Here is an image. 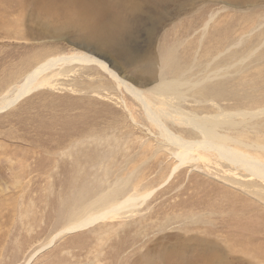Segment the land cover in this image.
Returning a JSON list of instances; mask_svg holds the SVG:
<instances>
[{
	"label": "rangeland",
	"instance_id": "rangeland-1",
	"mask_svg": "<svg viewBox=\"0 0 264 264\" xmlns=\"http://www.w3.org/2000/svg\"><path fill=\"white\" fill-rule=\"evenodd\" d=\"M3 16L15 21L17 11L0 0V89L22 72L20 52L31 46L7 37ZM149 23L126 39L137 43L135 65L121 61L115 70L145 93L183 145L96 65L21 99L0 113V264H264V195L257 193L264 181L236 183L239 171L184 119L209 124L264 109V0H207L152 33ZM248 93L260 107L229 98ZM44 119L47 127L39 126ZM244 120L216 134L264 162V151L236 142L264 146V114ZM130 199L137 201L82 226L87 214Z\"/></svg>",
	"mask_w": 264,
	"mask_h": 264
},
{
	"label": "bare ground",
	"instance_id": "bare-ground-1",
	"mask_svg": "<svg viewBox=\"0 0 264 264\" xmlns=\"http://www.w3.org/2000/svg\"><path fill=\"white\" fill-rule=\"evenodd\" d=\"M4 1L2 2L1 0V3L6 6H13L17 11V20L15 21L11 22L3 16L5 20L2 19L1 24L7 29V37H17L26 43H31V46L24 45L25 50L22 48L20 52L19 62L16 65H20L17 70L21 67L23 68L22 72L14 77L12 75L8 76L4 86L0 89V113L11 109L21 99L35 90L55 87L62 78L71 75L76 76L81 69L96 65L112 77L118 85H124L127 91L142 103L143 109L148 114L147 119L153 121L162 133L168 136L167 139L171 143H173V139L177 143H181L179 140H182V138L167 128L164 118L160 112L155 111L152 101L142 90L126 83L118 76L115 66L117 67L121 61L130 63L133 59L135 60H133L135 65L138 56V52H136L137 43L135 41L126 42V39L132 35L133 30H142L146 20L152 26L148 28L149 33H152L153 27L161 20L168 19L188 6H194L207 0ZM147 8L148 12H146ZM214 18L215 16H211L209 20L212 21ZM250 21H253V19L251 18ZM21 28L24 29L21 30ZM258 38L264 42V32H261ZM46 46H54L55 48H45ZM69 47L73 50L62 51V49H68ZM23 54L24 56H22ZM246 56L240 58L239 62L244 63L252 55L248 54ZM256 69L260 73L259 66ZM12 77L15 79L13 80ZM243 89L245 90V88ZM250 90L255 91L253 85L246 86V92ZM258 92H261L264 98V91L261 89L259 91L258 89ZM215 94L219 95V97H227L222 90H218ZM229 98L236 100L246 99L249 102L248 105L251 104L253 108H258L261 104V101H259V104L255 96L252 97L249 93L237 98L234 95H229ZM260 114H264V109H259L257 112L237 111L235 113H225L215 117L209 124L198 122L196 116L186 115L184 119L187 124L198 130L206 143L214 147L221 159L230 165L231 170L239 171L240 177H233L235 182L241 185H248L257 182V179L264 181V162H262V158L229 145L228 141L231 139L228 136L217 135L216 128L227 121L234 124L246 123L244 117L252 118ZM236 118H240V121L236 122ZM39 126L47 127V120H42ZM65 127L69 131L72 129L69 121H66ZM245 130H248V127ZM248 131L253 133L261 132L256 129L252 130V128ZM236 142L245 148L260 150L263 154V145L249 144L241 140H236ZM191 145H195V143H191ZM188 156L189 153L187 151L178 155L180 161H184ZM258 185H260V182H258ZM257 193L264 195L261 190H258ZM136 201L135 199H130L120 204H115L99 216H96L95 213L87 214L83 217L82 226L84 223L89 225L99 218L117 213L121 209L131 206ZM79 227L80 225H71L67 230L71 231ZM250 250L254 252L253 249Z\"/></svg>",
	"mask_w": 264,
	"mask_h": 264
}]
</instances>
